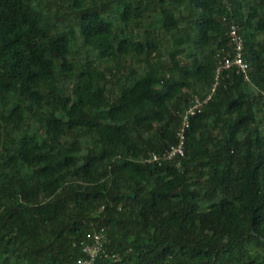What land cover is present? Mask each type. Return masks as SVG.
<instances>
[{
	"label": "trees",
	"instance_id": "1",
	"mask_svg": "<svg viewBox=\"0 0 264 264\" xmlns=\"http://www.w3.org/2000/svg\"><path fill=\"white\" fill-rule=\"evenodd\" d=\"M232 22L248 79L211 91ZM101 227L94 264H264V0H0V264Z\"/></svg>",
	"mask_w": 264,
	"mask_h": 264
},
{
	"label": "built area",
	"instance_id": "2",
	"mask_svg": "<svg viewBox=\"0 0 264 264\" xmlns=\"http://www.w3.org/2000/svg\"><path fill=\"white\" fill-rule=\"evenodd\" d=\"M228 38L231 43V51L226 52L222 49L216 54L217 61L214 72V83L211 91L215 89L223 73L227 72L232 67H235L236 71L242 73L243 77L248 79V63L243 56L244 41L239 32L238 25L234 22L229 25ZM210 96L211 93L204 98L194 95L190 99L188 106L179 113L180 121L176 132V142L160 153H149L144 159L151 162H161L183 156L185 152V133L190 126V118L202 111V108L207 103ZM106 241V233L102 227L85 233L83 239L79 241V246L83 254L79 263L94 264L97 258L105 253Z\"/></svg>",
	"mask_w": 264,
	"mask_h": 264
},
{
	"label": "rangeland",
	"instance_id": "3",
	"mask_svg": "<svg viewBox=\"0 0 264 264\" xmlns=\"http://www.w3.org/2000/svg\"><path fill=\"white\" fill-rule=\"evenodd\" d=\"M69 88H70V84H68V83H64L61 86V89H63L65 93H68L69 92Z\"/></svg>",
	"mask_w": 264,
	"mask_h": 264
}]
</instances>
